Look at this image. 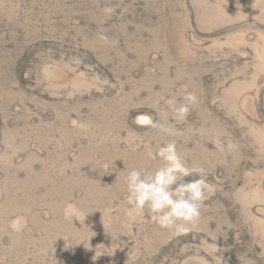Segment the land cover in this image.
<instances>
[{
	"label": "rangeland",
	"instance_id": "obj_1",
	"mask_svg": "<svg viewBox=\"0 0 264 264\" xmlns=\"http://www.w3.org/2000/svg\"><path fill=\"white\" fill-rule=\"evenodd\" d=\"M171 141L206 184L179 235L125 198ZM0 264H264V0H0Z\"/></svg>",
	"mask_w": 264,
	"mask_h": 264
},
{
	"label": "clouds",
	"instance_id": "obj_2",
	"mask_svg": "<svg viewBox=\"0 0 264 264\" xmlns=\"http://www.w3.org/2000/svg\"><path fill=\"white\" fill-rule=\"evenodd\" d=\"M43 72L45 78L50 75L47 68L43 69ZM184 99L191 104L197 102L196 95L191 92L186 93ZM167 103L170 106L175 105V100L169 99ZM188 111V104H180L174 108L179 119L186 118ZM134 123L141 127H156L171 134V129L154 121L147 113L137 114ZM72 125L82 126L75 119L72 120ZM145 147L146 156L150 159L159 158L162 165L147 175L138 169H131L126 176V201L134 210L146 214L160 227L174 228L177 235L185 234L190 231L186 224L195 221L201 214L206 199V184L203 179L181 180L191 176L194 169L186 166L177 151L175 141L160 145L155 151L148 146ZM228 147L232 149L235 145L230 143ZM61 212L65 220L76 219L80 223L84 222L87 216H83L82 220V210L72 202L66 203ZM8 227L12 233H22L27 227V218L16 216L10 220ZM95 258L96 256L93 259Z\"/></svg>",
	"mask_w": 264,
	"mask_h": 264
}]
</instances>
